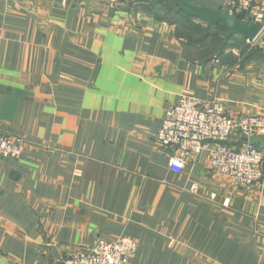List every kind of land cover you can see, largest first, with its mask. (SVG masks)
I'll use <instances>...</instances> for the list:
<instances>
[{
  "label": "crops",
  "instance_id": "0c3cea01",
  "mask_svg": "<svg viewBox=\"0 0 264 264\" xmlns=\"http://www.w3.org/2000/svg\"><path fill=\"white\" fill-rule=\"evenodd\" d=\"M186 1L229 14L238 2ZM236 47L198 63L130 0H0V122L25 146L0 156V264H63L117 237L137 242L130 264H264V191L204 153L172 172L157 139L182 95L264 116V57Z\"/></svg>",
  "mask_w": 264,
  "mask_h": 264
},
{
  "label": "built area",
  "instance_id": "2783aa9c",
  "mask_svg": "<svg viewBox=\"0 0 264 264\" xmlns=\"http://www.w3.org/2000/svg\"><path fill=\"white\" fill-rule=\"evenodd\" d=\"M237 10L262 24L261 33L251 43H264V6L254 7L250 0H238ZM238 133L245 140L239 150L227 144ZM259 135H264V116L233 120L220 99L203 101L193 95H182L166 110L157 139L163 148L173 151L168 161L172 172H181L189 159L204 153L211 169L229 177L237 188L255 187L264 191V148L252 143ZM23 152L24 141L6 135L0 122V156L16 159ZM228 203L226 200L225 206ZM136 251L137 242L132 238L100 239L90 249L72 253L63 264H130Z\"/></svg>",
  "mask_w": 264,
  "mask_h": 264
},
{
  "label": "trees",
  "instance_id": "16d2710c",
  "mask_svg": "<svg viewBox=\"0 0 264 264\" xmlns=\"http://www.w3.org/2000/svg\"><path fill=\"white\" fill-rule=\"evenodd\" d=\"M130 5L135 10L141 8L156 22L174 26L175 37L183 46L185 54L198 63L222 58L229 49L234 48V45L241 49V57L245 61H257L264 57V50L260 47L251 48L249 45L245 48L246 39L241 36L228 38L227 30L220 22L207 23L190 16L180 9L175 0H130ZM234 13L240 20L248 19L243 12Z\"/></svg>",
  "mask_w": 264,
  "mask_h": 264
},
{
  "label": "water",
  "instance_id": "95a60500",
  "mask_svg": "<svg viewBox=\"0 0 264 264\" xmlns=\"http://www.w3.org/2000/svg\"><path fill=\"white\" fill-rule=\"evenodd\" d=\"M186 14L211 23L220 22L227 30V37L241 36L248 42H254L262 30V24L252 20H240L236 13H226L223 10L211 9L190 4L186 0H175Z\"/></svg>",
  "mask_w": 264,
  "mask_h": 264
},
{
  "label": "rangeland",
  "instance_id": "374dc122",
  "mask_svg": "<svg viewBox=\"0 0 264 264\" xmlns=\"http://www.w3.org/2000/svg\"><path fill=\"white\" fill-rule=\"evenodd\" d=\"M236 5H237V4H236ZM260 5H261V4H260ZM263 6H264V5H263ZM237 11H238V10H237ZM247 20H248V19H247ZM258 45H259V46H263L264 43H261V42H260ZM246 47H249V45L247 44V46H245V48H246ZM251 48H252V47H251ZM19 138H20V137H19ZM21 139H22V138H21ZM22 140H23V139H22ZM24 149H25V146H24ZM23 153H24V152H23ZM22 155H23V154H22Z\"/></svg>",
  "mask_w": 264,
  "mask_h": 264
}]
</instances>
